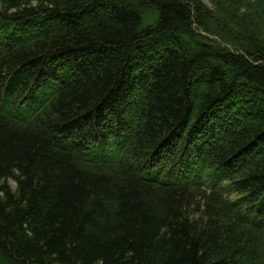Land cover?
Masks as SVG:
<instances>
[{
    "label": "trees",
    "instance_id": "16d2710c",
    "mask_svg": "<svg viewBox=\"0 0 264 264\" xmlns=\"http://www.w3.org/2000/svg\"><path fill=\"white\" fill-rule=\"evenodd\" d=\"M213 3L0 0V264H264V0Z\"/></svg>",
    "mask_w": 264,
    "mask_h": 264
},
{
    "label": "rangeland",
    "instance_id": "374dc122",
    "mask_svg": "<svg viewBox=\"0 0 264 264\" xmlns=\"http://www.w3.org/2000/svg\"><path fill=\"white\" fill-rule=\"evenodd\" d=\"M202 1L206 3L209 7L214 6L213 0H202ZM11 183L13 184L14 187H16V183H14L13 181Z\"/></svg>",
    "mask_w": 264,
    "mask_h": 264
}]
</instances>
